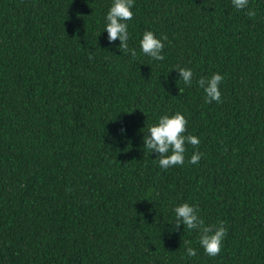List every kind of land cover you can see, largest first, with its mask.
Listing matches in <instances>:
<instances>
[{
	"label": "trees",
	"instance_id": "1",
	"mask_svg": "<svg viewBox=\"0 0 264 264\" xmlns=\"http://www.w3.org/2000/svg\"><path fill=\"white\" fill-rule=\"evenodd\" d=\"M112 3L0 0V264H264V0L254 18L231 0H134L135 58L108 42ZM145 31L167 36L163 61ZM214 73L209 104L196 81ZM176 112L200 144L164 170L144 136ZM183 203L224 222L218 256L175 229Z\"/></svg>",
	"mask_w": 264,
	"mask_h": 264
},
{
	"label": "clouds",
	"instance_id": "2",
	"mask_svg": "<svg viewBox=\"0 0 264 264\" xmlns=\"http://www.w3.org/2000/svg\"><path fill=\"white\" fill-rule=\"evenodd\" d=\"M234 8L237 10H247V16L254 18L256 11L249 9V0H231ZM134 0H113L105 17L106 24L104 31L107 32L108 42H120L119 49L124 53L130 54L133 58L137 53L134 48H129V32L128 21L134 18L132 11ZM167 40V36L157 38L152 31H145L140 40V49L142 53L155 61H163L165 59L162 52L164 50L163 41ZM94 57L90 54L89 59ZM179 73V78L185 85L191 86L193 83V71L191 68L179 67L175 69ZM224 77L219 73H214L210 78L201 77L196 81L199 88L205 93V103H222V93L220 85ZM188 120L180 112H176L172 116L163 115L159 117L158 123L150 126L148 135L144 136V146L151 153L158 154V164L161 169L167 170L176 166H183L185 162L186 144L198 147L200 140L194 135H185L187 132ZM124 131L123 129L121 130ZM204 154L195 152L191 156L190 164H198ZM176 217L175 229H179L181 225L184 229L195 230L199 233V244L203 248L206 255L210 257L218 256L223 248V242L228 235L224 222L218 225H206L204 220L198 214V208L189 203H183L174 208ZM186 245H190L191 241H186ZM186 255L195 257L197 251L192 247H186Z\"/></svg>",
	"mask_w": 264,
	"mask_h": 264
}]
</instances>
